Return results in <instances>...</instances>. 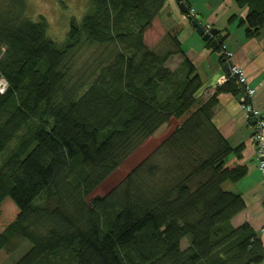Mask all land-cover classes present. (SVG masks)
<instances>
[{"label":"trees","instance_id":"1","mask_svg":"<svg viewBox=\"0 0 264 264\" xmlns=\"http://www.w3.org/2000/svg\"><path fill=\"white\" fill-rule=\"evenodd\" d=\"M89 2L58 44L44 16H25L26 0H0V264L19 240L32 246L16 264L263 263L257 232L232 222L246 200L225 187L248 174L230 162L244 145L233 147L213 121L219 95L239 94L237 79L197 95L203 84L181 48L182 22L167 32L170 48L145 43L168 0ZM236 3L248 6L238 25L255 38L264 0ZM221 33L205 44L225 62L229 31ZM173 55L183 58L171 69ZM174 119L151 154L88 200Z\"/></svg>","mask_w":264,"mask_h":264},{"label":"crops","instance_id":"2","mask_svg":"<svg viewBox=\"0 0 264 264\" xmlns=\"http://www.w3.org/2000/svg\"><path fill=\"white\" fill-rule=\"evenodd\" d=\"M189 9H194V16L200 15L206 20L208 28H216L219 31H229V36L225 39V47L233 53L232 60L240 65L246 74L248 86L256 88L257 94L253 98L255 106L261 110L264 117V30L255 38L245 37L244 28L235 24L239 18H244L248 12V6H240L236 0H212L208 3L207 9L198 10L195 6L199 0H184ZM178 0H168L166 5L153 20V25L149 27L145 34V43L149 34L157 36L153 43H147L152 48H170L172 42L167 38L170 26L177 22L184 25L180 36L181 48L186 57L195 65V73H198L203 87L197 93L203 100L211 96L220 81L221 76L226 75L223 67L227 61H221V53L213 52L206 47L201 37L194 38L197 33L190 22L189 15L184 13L179 6ZM236 17L231 20V16ZM230 27L226 26V22ZM236 27V28H235ZM233 28L235 32H233ZM236 35V36H235ZM235 36V37H233ZM187 40V41H184ZM181 55H173L167 61L168 66L176 68L181 64ZM214 124L218 126L221 133L233 147L244 145L240 158L232 156L231 165H246L248 174L238 182H227L225 187L228 190H235L243 195L246 200V207L242 213L232 219L235 226L249 223L257 232L264 246V178L261 177L258 156H256V146L253 143V127L248 120L243 104L237 100V96L232 93H221L219 95L218 106L214 112ZM261 264H264L261 263Z\"/></svg>","mask_w":264,"mask_h":264},{"label":"rangeland","instance_id":"3","mask_svg":"<svg viewBox=\"0 0 264 264\" xmlns=\"http://www.w3.org/2000/svg\"><path fill=\"white\" fill-rule=\"evenodd\" d=\"M90 0H26L27 11L25 16H28L33 21H39L41 16H44L48 21L49 30L48 36L52 40H55L58 44H62L66 38V34L70 29V22L75 19L80 22L85 15L86 10L89 7ZM212 0H199L197 6H195L199 11L206 10L207 5ZM228 20V19H227ZM226 26L230 27L229 20L225 21ZM238 22L235 24V26ZM172 26V25H171ZM170 26V27H171ZM236 28V27H235ZM233 32H235L233 28ZM198 34H194V38H198ZM236 36V35H235ZM233 36V37H235ZM157 36L149 34L147 37V43H153ZM187 41V40H184ZM87 53L80 56L79 65L86 59ZM0 89L6 88V83L2 81ZM177 121L174 119L171 122L164 124L153 136L146 139L143 144L135 149L133 153L126 158L122 165L112 172V175L102 182L93 193H91L88 200H90L94 195L106 194L113 189L118 183H120L123 178L138 165L142 160L151 154L154 149L164 141L173 130ZM13 146V145H12ZM1 158V156H0ZM18 247L12 252L8 259L2 264H16L20 257H22L27 250L32 246L30 241L19 240ZM190 237H185L181 241L183 248L189 247Z\"/></svg>","mask_w":264,"mask_h":264},{"label":"built area","instance_id":"4","mask_svg":"<svg viewBox=\"0 0 264 264\" xmlns=\"http://www.w3.org/2000/svg\"><path fill=\"white\" fill-rule=\"evenodd\" d=\"M182 1L184 2V0ZM194 12L195 10L191 8L190 14L194 16ZM223 54L229 66V73L221 76L220 81L226 82L230 75L231 77H235L237 82L244 86L246 96L241 99V103L243 104L245 112L248 115L249 122L251 119H254V123L250 122L254 129L252 139L254 145L256 146V156H258L259 159L258 167L260 169L261 177L264 178V117L263 113H261V110L258 109L253 103V98L257 94V90L256 88L248 86L244 69L232 60L233 53L227 50L225 46L223 47ZM262 230L264 231V228Z\"/></svg>","mask_w":264,"mask_h":264},{"label":"water","instance_id":"5","mask_svg":"<svg viewBox=\"0 0 264 264\" xmlns=\"http://www.w3.org/2000/svg\"><path fill=\"white\" fill-rule=\"evenodd\" d=\"M179 6H180V9H182L184 13L189 15L188 19H190V22H192L193 28L196 30L197 34L201 37L202 41L209 40L210 38H212L219 32V30L214 27L208 28L206 20L203 19V17H201L200 15L193 16L192 14H190V9L185 4V2L180 1ZM228 70H229V66L226 63L225 66L223 67V72L227 74L229 73ZM238 93L239 94L237 95V100L241 102V99L246 96V92L244 90V86L241 85L240 83H238ZM250 122L254 123V119H251Z\"/></svg>","mask_w":264,"mask_h":264}]
</instances>
